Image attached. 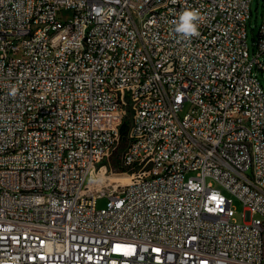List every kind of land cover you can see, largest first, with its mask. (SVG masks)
<instances>
[{
    "label": "built area",
    "instance_id": "built-area-1",
    "mask_svg": "<svg viewBox=\"0 0 264 264\" xmlns=\"http://www.w3.org/2000/svg\"><path fill=\"white\" fill-rule=\"evenodd\" d=\"M251 3L0 0V264H264ZM186 8L201 14L189 40L172 23ZM127 118L130 180L103 194Z\"/></svg>",
    "mask_w": 264,
    "mask_h": 264
},
{
    "label": "rangeland",
    "instance_id": "rangeland-1",
    "mask_svg": "<svg viewBox=\"0 0 264 264\" xmlns=\"http://www.w3.org/2000/svg\"><path fill=\"white\" fill-rule=\"evenodd\" d=\"M262 4H263V0H252V3H251V16L247 23V45H248L251 57H253V55H257L258 53L256 44L258 40V30L261 25ZM71 15H72V12L66 10L62 13V18L64 20H67L69 17H71ZM259 60L264 63V56H260ZM258 77L264 88V72L259 71ZM129 116L130 114L128 113L127 117ZM127 120H129V118H127ZM125 175L128 177V175L124 172V169L121 167V165L119 169H114L110 161V166L108 167L106 178H103L102 180L96 183L97 188L100 189L103 192V194L113 193L117 191V189H121V185L125 184L117 180L119 177L125 176ZM107 203H108L107 198L99 199L97 203V207L99 209H103L107 206ZM233 205L236 211L235 220L237 223L241 224L245 220L244 207L237 200H234Z\"/></svg>",
    "mask_w": 264,
    "mask_h": 264
},
{
    "label": "clouds",
    "instance_id": "clouds-1",
    "mask_svg": "<svg viewBox=\"0 0 264 264\" xmlns=\"http://www.w3.org/2000/svg\"><path fill=\"white\" fill-rule=\"evenodd\" d=\"M201 14L196 9L186 8L182 10L176 20L173 23V31L179 35L183 40H189L199 35V21ZM16 89L11 91L12 95H15Z\"/></svg>",
    "mask_w": 264,
    "mask_h": 264
},
{
    "label": "bare ground",
    "instance_id": "bare-ground-1",
    "mask_svg": "<svg viewBox=\"0 0 264 264\" xmlns=\"http://www.w3.org/2000/svg\"><path fill=\"white\" fill-rule=\"evenodd\" d=\"M160 14H163V7H153L150 9H146L144 12V19L152 20L155 17H158ZM27 39H28V32H21L20 35L14 36V43L23 44L26 43ZM6 58H15L14 48H6ZM118 115H125V108H118ZM104 178H106V176ZM117 180L121 183L127 184L128 180H130V176L129 175L128 177L126 175L121 176Z\"/></svg>",
    "mask_w": 264,
    "mask_h": 264
},
{
    "label": "trees",
    "instance_id": "trees-1",
    "mask_svg": "<svg viewBox=\"0 0 264 264\" xmlns=\"http://www.w3.org/2000/svg\"><path fill=\"white\" fill-rule=\"evenodd\" d=\"M129 127V121L125 120L120 128V148H118L112 155L110 161L114 169L120 168V158L123 147L126 145L127 131ZM125 172V170H124Z\"/></svg>",
    "mask_w": 264,
    "mask_h": 264
}]
</instances>
